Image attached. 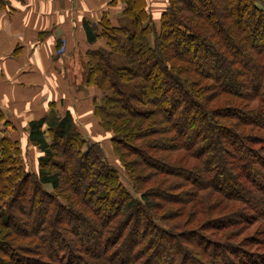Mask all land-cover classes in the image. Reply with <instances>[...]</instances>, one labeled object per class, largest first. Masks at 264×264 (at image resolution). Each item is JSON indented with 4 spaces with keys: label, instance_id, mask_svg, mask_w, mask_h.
Here are the masks:
<instances>
[{
    "label": "trees",
    "instance_id": "1",
    "mask_svg": "<svg viewBox=\"0 0 264 264\" xmlns=\"http://www.w3.org/2000/svg\"><path fill=\"white\" fill-rule=\"evenodd\" d=\"M104 1L85 84L140 197L52 105L37 173L0 141V264H264V0Z\"/></svg>",
    "mask_w": 264,
    "mask_h": 264
},
{
    "label": "crops",
    "instance_id": "2",
    "mask_svg": "<svg viewBox=\"0 0 264 264\" xmlns=\"http://www.w3.org/2000/svg\"><path fill=\"white\" fill-rule=\"evenodd\" d=\"M108 4L104 0H0V141L7 135L18 142L22 154L34 149L28 125L45 117L52 105L60 114L71 113L77 129L91 142L108 139L94 115L99 91L85 84L87 52L104 45L88 44L85 23H98ZM166 7L165 2L159 8L156 25ZM121 9L119 4L112 14ZM40 155L37 150L35 173Z\"/></svg>",
    "mask_w": 264,
    "mask_h": 264
},
{
    "label": "rangeland",
    "instance_id": "3",
    "mask_svg": "<svg viewBox=\"0 0 264 264\" xmlns=\"http://www.w3.org/2000/svg\"><path fill=\"white\" fill-rule=\"evenodd\" d=\"M148 2H149V11H150V13H152L153 19H154V22H155V21H157V17H158V13L157 12H158L159 8L162 5H164L165 2L167 3V0H148ZM120 17H121L120 12L112 15V21H113L114 25L117 26L119 24ZM98 93L101 96V92L99 91ZM107 138L108 139L106 140V137H104V139L106 141H104L103 143H99V144L102 145V148L104 150V153H105L106 157L108 158L109 163L114 168H117V170L120 172V180H121L123 186H125L127 188V190L130 191V193H131V195H133V197L138 199L140 197V195L138 194V192H135L132 183L130 182L129 178L127 177L126 171H124V169H123V167H122V165H121V163L119 161V158L116 157L112 152H110L111 151L110 146H112V143H110V139L112 138V135L108 134ZM88 140H90V139L88 138ZM105 143H106V145H105ZM107 145L109 147H107ZM105 147H107V149ZM36 149L38 150V148L34 146V149H30V150L28 149L27 151L23 150L24 152L22 154V159L25 160L24 162L26 163V166H28L27 170L31 171V172H33V168H34L33 167L34 166L33 163L36 160L35 159L36 151H37ZM33 173H35V172H33ZM44 188H46L49 192H53L52 188L49 187V186H45Z\"/></svg>",
    "mask_w": 264,
    "mask_h": 264
}]
</instances>
